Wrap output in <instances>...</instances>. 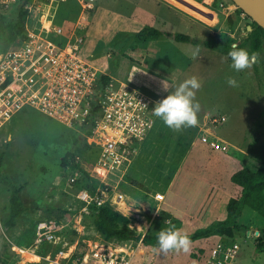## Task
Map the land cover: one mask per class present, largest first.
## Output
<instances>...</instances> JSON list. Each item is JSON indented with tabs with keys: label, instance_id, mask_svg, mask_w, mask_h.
<instances>
[{
	"label": "rangeland",
	"instance_id": "rangeland-1",
	"mask_svg": "<svg viewBox=\"0 0 264 264\" xmlns=\"http://www.w3.org/2000/svg\"><path fill=\"white\" fill-rule=\"evenodd\" d=\"M166 1L96 0L93 10L83 14L84 19H80V8L74 0L58 4L52 11L56 24L70 31L75 28L82 31L81 53L116 80L122 79L129 71L131 60L141 63L140 56L133 54L132 35L142 27L191 37L195 44L172 41L176 44L175 54L181 59L178 58L174 65L170 64L168 69L149 64L142 67L155 69L172 79L168 92L174 91L190 77L195 76L200 81L201 87L196 90L195 96L200 106L198 125L174 131L167 129L157 118L149 137L136 146L130 166L115 177L105 178L107 173L98 164L95 155L80 153L77 163L86 176L71 167L64 169L60 166L74 139H85V136L46 118L27 105L23 106L0 127V151L6 154L4 170L15 185L23 188L20 197L25 209L15 228L5 234L10 244L7 264H86L83 258L91 248L107 242L94 227V203L79 199L73 186L76 182L82 186L79 190H86L91 197L102 187H107L110 198L105 202L127 216L133 226L138 223L132 227L134 229L129 228L140 238L146 234L152 221V233L166 228L163 215L153 218L154 212L161 213L156 211L153 196L173 178L188 145L198 138V128H206L209 115L225 116V122L210 128L215 136L241 144L246 156L256 157L264 142V49L256 53L257 59L251 68L237 72L231 67L232 62L227 55L220 54L216 48L210 49L206 43L207 38L213 36L226 45L237 46L252 31L251 20L231 0ZM45 11L46 8L41 5L32 15L40 18ZM248 26L251 30L247 29ZM9 46L0 37V59L12 47ZM196 48L199 52L194 57L192 53ZM137 65L140 67L141 64ZM229 77L236 79V87L227 84ZM147 82L141 83L143 87L138 88L146 91L154 101L167 95L164 82L154 78H149ZM160 124L162 127L159 129ZM144 144V149L140 148ZM140 154L142 160L136 168L134 164ZM238 157L243 161L241 155ZM200 165L194 152L183 164L193 173L200 174L201 178L208 179ZM69 176L74 178L75 183L69 181ZM210 178L213 180L212 176ZM131 181L143 185L144 190L133 186ZM114 193H121L123 200L115 202L112 198ZM10 194V186L0 180V214L7 212ZM50 210L52 213L49 215ZM58 215H62L59 219L62 238L50 245L44 257L37 256L35 226L42 221H58ZM224 217L225 210L224 215L218 216L215 221ZM240 221L249 230L243 236L233 237L239 253L238 263L264 264V251L255 248L257 230H264V218L245 208ZM109 242L124 249L130 264H199L202 247L206 244L201 240L190 245L188 252L162 253L159 249L145 246L140 239ZM61 250L64 253L58 255Z\"/></svg>",
	"mask_w": 264,
	"mask_h": 264
},
{
	"label": "built area",
	"instance_id": "built-area-1",
	"mask_svg": "<svg viewBox=\"0 0 264 264\" xmlns=\"http://www.w3.org/2000/svg\"><path fill=\"white\" fill-rule=\"evenodd\" d=\"M19 1L27 17L23 38L0 59V127L27 105L46 118L80 132L86 143L97 149L98 164L107 173L105 178L117 176L130 166L136 146L150 134L157 119L152 112L156 101L142 90L112 79L107 85L102 84L107 74L81 53L82 31L78 28L70 31L54 22L52 11L69 0H0V5L8 9ZM74 1L80 8V19L96 4V0ZM41 5L46 8L45 13L40 18L33 16L32 12ZM223 122L224 115H209L206 128L198 130L199 141L212 150L227 151L226 144L210 129ZM86 126L91 131L89 136L82 130ZM69 181L74 182V178L69 176ZM77 194L83 202H93L95 207L110 198L107 187L99 189L94 197L86 190ZM112 198L121 202L123 195L114 193ZM160 198L155 195V200ZM61 225L54 221L40 222L35 228L34 246L38 248L43 242L54 245L60 241ZM233 241L215 244L203 264H239V253ZM94 246L84 256V263L130 264L122 247L109 243ZM63 253L61 250L58 255Z\"/></svg>",
	"mask_w": 264,
	"mask_h": 264
},
{
	"label": "trees",
	"instance_id": "trees-1",
	"mask_svg": "<svg viewBox=\"0 0 264 264\" xmlns=\"http://www.w3.org/2000/svg\"><path fill=\"white\" fill-rule=\"evenodd\" d=\"M23 6L22 1L15 3L8 8V10L0 5V37L7 45L13 46L17 40L23 38L24 25L27 17V12ZM7 11L9 12L7 13ZM250 26L252 27V31L236 47L247 49L249 53L256 54L264 49V30L253 22H251ZM165 38L174 40L177 43L195 44V41L187 35L179 33L172 34L159 31L152 27H143L132 35V46L134 48L136 44L141 42L156 41ZM206 43L210 49L216 48V51L224 55H227L228 51L232 49L231 46L222 43L216 38L214 39L213 36H209ZM110 80L111 78L107 74L106 76H103L102 84L107 85ZM88 128L89 127L86 126L82 129L87 136L91 135V131ZM77 133L80 134V132ZM80 153H89L95 155V158L98 157V151L95 147L88 145L84 138H75L73 146L61 159L60 166L64 169L71 167L74 170L85 174L77 163V156ZM5 157L6 154L0 151V180L6 182L11 188L8 210L6 213L0 214V264H7L10 259L8 256L10 244L6 240L5 234L15 228L18 219L25 211L20 197L23 188L15 185L11 178L5 173ZM230 180L232 184L238 188L239 195L231 197L226 203V217L221 221L211 223L206 228L198 229L194 233L188 234L191 244L197 243L201 240L206 242L205 246L202 247L199 264H203L206 254L218 242L233 240L234 236H243L248 232L249 228L243 225L240 221L243 209L249 208L264 218V142L259 147L256 157H250L248 163L242 165L241 168L231 176ZM131 184L144 190V186L138 182L131 181ZM73 186L75 187V192L80 191L79 189L82 187L79 186L78 182L73 184ZM95 208L94 227L103 237L104 241H107L104 243H110L109 241L111 240L125 242L140 239L141 243L145 246L159 249L156 243L159 231H157V233H152L153 224L150 225L146 234L140 238L134 230L129 228V218L113 209L108 203ZM51 213V210L48 211L49 215ZM61 218L62 215H58V221L56 220L54 222L60 223L59 219ZM172 225L176 227V222L174 220L170 222L169 228L172 227ZM49 248V244L45 242L41 243L36 249L37 256L44 257ZM255 248L258 251H264V230H257Z\"/></svg>",
	"mask_w": 264,
	"mask_h": 264
},
{
	"label": "crops",
	"instance_id": "crops-1",
	"mask_svg": "<svg viewBox=\"0 0 264 264\" xmlns=\"http://www.w3.org/2000/svg\"><path fill=\"white\" fill-rule=\"evenodd\" d=\"M157 1L167 2L166 0ZM172 41L174 40L160 39L136 44L133 48V54L140 56L138 59L141 60V63H136L134 60H131L129 62L131 67L122 79L116 80L112 78V80L116 83H124L139 89L138 87H143L141 86L143 85L141 83H146L149 78H154L158 81L164 82L166 89H168L172 85L170 81L172 79L158 73L155 69L144 68L142 65L149 64V66L162 69H168L170 64L174 65L180 56L175 54L177 53L175 48L176 44H172ZM173 50L175 52H173ZM137 64H141L140 67ZM156 86L157 85H155V87ZM159 86H161L160 82ZM160 127H162L161 124L159 125V129ZM215 137L226 144L227 151L212 150L209 146L202 144L199 141L198 136V138L190 142L188 145L186 152L182 157V161L168 185L162 191L155 193L160 195L161 198L155 200V196H153V200L156 202L157 206L156 211H161L160 214L154 212L153 218L163 215L164 224L167 228H169V224L172 220L176 222L177 228L187 235L194 233L198 229L206 228L211 223L216 222L215 220L218 216H223L224 210L226 217V203L231 197L239 195L238 188L232 184L230 178L241 168L242 165L248 163L250 156H246L247 153L241 148V144H237L236 142L230 143L217 135ZM141 147L144 149L145 144L141 145L140 148ZM193 152L201 163L200 168L202 167L203 171L208 175V179L201 178L200 174L197 175L183 166L189 155H192ZM238 155L243 157V161L240 160ZM141 160L142 156L140 154L134 164L136 168H138V163H140ZM211 176L213 177V180L210 178ZM219 180L222 181V184H220ZM228 183L230 188H227ZM137 224H134V226ZM129 226L131 228L134 227L131 222ZM149 227L147 229H149Z\"/></svg>",
	"mask_w": 264,
	"mask_h": 264
},
{
	"label": "clouds",
	"instance_id": "clouds-1",
	"mask_svg": "<svg viewBox=\"0 0 264 264\" xmlns=\"http://www.w3.org/2000/svg\"><path fill=\"white\" fill-rule=\"evenodd\" d=\"M198 52L199 48H196L192 55L195 57ZM227 56L231 59V67L237 72L251 68L257 59L255 53H249L247 49L236 46L228 51ZM227 84L236 87L237 81L235 78L229 77ZM200 87V81L193 76L181 82L172 92H168L165 88L167 95L155 102L152 108L153 115L174 131L197 126V113L200 106L195 101V96L196 90H199ZM156 243L162 253L168 251L188 252L191 240L182 230L172 226L159 230Z\"/></svg>",
	"mask_w": 264,
	"mask_h": 264
},
{
	"label": "water",
	"instance_id": "water-1",
	"mask_svg": "<svg viewBox=\"0 0 264 264\" xmlns=\"http://www.w3.org/2000/svg\"><path fill=\"white\" fill-rule=\"evenodd\" d=\"M251 22L264 30V0H231ZM251 30V27H247Z\"/></svg>",
	"mask_w": 264,
	"mask_h": 264
},
{
	"label": "bare ground",
	"instance_id": "bare-ground-1",
	"mask_svg": "<svg viewBox=\"0 0 264 264\" xmlns=\"http://www.w3.org/2000/svg\"><path fill=\"white\" fill-rule=\"evenodd\" d=\"M47 26V25H46ZM198 192V191H197ZM187 214V213H186Z\"/></svg>",
	"mask_w": 264,
	"mask_h": 264
}]
</instances>
